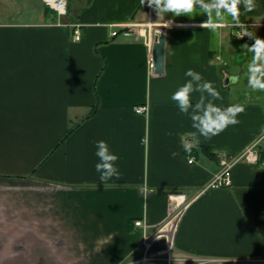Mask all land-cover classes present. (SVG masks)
<instances>
[{"label": "crops", "instance_id": "1", "mask_svg": "<svg viewBox=\"0 0 264 264\" xmlns=\"http://www.w3.org/2000/svg\"><path fill=\"white\" fill-rule=\"evenodd\" d=\"M5 3L24 9L7 13ZM143 3L68 0L60 17L43 0H0V264H168L169 255L172 264H264V168L239 164L231 187L203 191L219 154L264 132V91L247 85L244 41L201 27L206 15L166 23L171 13ZM258 3L240 19L264 13ZM152 21L156 31L122 29ZM255 30L264 37V21ZM188 68L214 81L217 104L245 106L238 124L200 137L191 153L183 140L196 130L170 99ZM100 139L120 156L121 175L104 184Z\"/></svg>", "mask_w": 264, "mask_h": 264}, {"label": "clouds", "instance_id": "2", "mask_svg": "<svg viewBox=\"0 0 264 264\" xmlns=\"http://www.w3.org/2000/svg\"><path fill=\"white\" fill-rule=\"evenodd\" d=\"M145 2L156 10L159 17L171 13L172 16L166 23H171L175 17L181 15L190 18L206 15L201 27H207L216 34L227 27L235 29L239 38L249 37L253 42H245L240 46L242 51L249 54L243 75L247 79L248 87L264 91V37L257 35L255 30L264 21V13L247 21L240 19L242 14L253 12L259 7L258 0H144ZM249 20L251 24L247 23ZM184 75L189 79L172 92L170 99L176 102L181 113L190 118L191 126L196 130L191 134V139L183 140L184 152L191 153L193 146H199L200 137L219 135L229 125L238 124V114L245 110V106L217 104L215 101L222 99V96L214 86V81L205 79L203 73L193 68H188ZM227 78L230 83H236L240 80V74ZM194 93H200L198 99L194 97ZM178 154L176 151L171 153L174 157ZM95 156L99 158L95 163V170L103 184L121 175L116 163L120 156L111 149L107 140L95 141Z\"/></svg>", "mask_w": 264, "mask_h": 264}, {"label": "built area", "instance_id": "3", "mask_svg": "<svg viewBox=\"0 0 264 264\" xmlns=\"http://www.w3.org/2000/svg\"><path fill=\"white\" fill-rule=\"evenodd\" d=\"M44 3L53 9L60 17L66 16L68 14V0H43ZM249 24V23H248ZM134 30V33L143 34L146 31V28L142 26V24L130 26V27H122L123 30L125 29ZM126 31V30H125ZM125 35H131L132 32H125ZM234 36L238 40H246L249 37L244 36L239 38L236 35V30L233 31ZM81 32L76 30L75 32V39L79 41L81 39ZM151 41V40H150ZM136 113L138 114H145L148 111V107L140 106L135 109ZM218 164L219 170L211 180V182L203 188L205 190L211 189H222V188H229L233 185V170L239 164H248L253 165L256 167L264 168V132L252 143H250L246 148H244L241 152L237 154H219L218 155ZM189 163H193L195 159L191 157L189 159ZM167 263L172 264L174 259L169 255L167 257ZM210 260H200L199 262L203 263Z\"/></svg>", "mask_w": 264, "mask_h": 264}, {"label": "water", "instance_id": "4", "mask_svg": "<svg viewBox=\"0 0 264 264\" xmlns=\"http://www.w3.org/2000/svg\"><path fill=\"white\" fill-rule=\"evenodd\" d=\"M153 72L157 75H163L166 66V32L160 31L153 43Z\"/></svg>", "mask_w": 264, "mask_h": 264}, {"label": "rangeland", "instance_id": "5", "mask_svg": "<svg viewBox=\"0 0 264 264\" xmlns=\"http://www.w3.org/2000/svg\"><path fill=\"white\" fill-rule=\"evenodd\" d=\"M6 5V7H4V8H2V9H4L5 10V12H7L8 13V11L7 10H11V11H17V10H22V9H24V6H22V5H17V6H10L9 4H7V3H5ZM156 31V29H153V31ZM145 33V32H144ZM244 42L243 43H245V42H247V39L246 40H243ZM241 57V59L239 60V61H242L245 57L242 55V56H240Z\"/></svg>", "mask_w": 264, "mask_h": 264}, {"label": "bare ground", "instance_id": "6", "mask_svg": "<svg viewBox=\"0 0 264 264\" xmlns=\"http://www.w3.org/2000/svg\"><path fill=\"white\" fill-rule=\"evenodd\" d=\"M145 26H143V27H145L147 29V31L148 30H152L153 31V29H156L159 26V23H156L155 21H152L151 23H149V24H147Z\"/></svg>", "mask_w": 264, "mask_h": 264}]
</instances>
